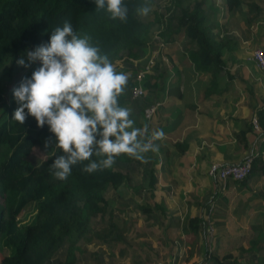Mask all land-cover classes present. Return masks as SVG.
<instances>
[{
    "label": "crops",
    "instance_id": "crops-1",
    "mask_svg": "<svg viewBox=\"0 0 264 264\" xmlns=\"http://www.w3.org/2000/svg\"><path fill=\"white\" fill-rule=\"evenodd\" d=\"M165 1L153 0L149 14L140 13L149 27L137 55L117 60L128 76L147 68L143 96L132 99L129 91L124 105L134 127L146 128V139L158 130L165 135L136 162L115 163L133 179L132 186L106 189L107 207L123 221L121 238L90 247L107 246L124 259L136 248L140 254L129 264H216L204 262L207 251L223 264H264V130L252 122L264 109V72L251 55L264 50V0L206 1L214 35L225 44L218 69L200 64L196 43L184 32L160 36L164 17L152 10ZM151 104L158 106L147 118ZM247 156L255 165L244 180L208 174L213 162Z\"/></svg>",
    "mask_w": 264,
    "mask_h": 264
},
{
    "label": "trees",
    "instance_id": "trees-1",
    "mask_svg": "<svg viewBox=\"0 0 264 264\" xmlns=\"http://www.w3.org/2000/svg\"><path fill=\"white\" fill-rule=\"evenodd\" d=\"M206 1L185 4L183 0H166L161 13L158 9L152 13L164 17L160 32L163 39H169L177 29L184 32L195 41L194 54L200 64L218 69L225 44L214 35V26L205 12ZM124 2L129 8L127 23L112 19L106 10L98 11L94 0H0V70L10 60V69L23 71L17 84L6 92L0 90V264H46L61 250V264L84 263L93 256V252L86 254L88 245H116L121 238L123 221L107 207L106 189L122 183L132 186L131 173L116 168L115 163H133L138 158L122 153L111 168L92 173L84 171L85 161L73 166L66 180L55 179L50 166L63 154L62 149L55 147V135L47 124L38 127L31 115L24 124L13 119L20 106L13 90L41 66L35 61L25 68L17 60L23 57L27 63L26 52L50 42L53 30L65 21L71 22L79 36H90L116 70L125 73L123 62L117 60L126 53L137 55V48L145 43L149 22L140 16L139 9L150 6L153 0ZM228 3L233 5L239 0ZM133 83L134 77L129 76L126 92L119 98L122 107L128 102ZM255 115L264 130V109H257ZM49 139L53 146L46 149L47 156L31 163L28 155L32 147L45 145ZM102 158L94 155L90 159ZM254 165L253 159L251 172ZM28 202L34 203L35 212L31 221L21 224L18 215ZM211 259L223 264L213 251H207L204 262Z\"/></svg>",
    "mask_w": 264,
    "mask_h": 264
},
{
    "label": "clouds",
    "instance_id": "clouds-1",
    "mask_svg": "<svg viewBox=\"0 0 264 264\" xmlns=\"http://www.w3.org/2000/svg\"><path fill=\"white\" fill-rule=\"evenodd\" d=\"M94 3L98 11L106 10L112 19L127 23L129 8L124 0ZM150 11L148 5L139 9L145 16ZM26 56L27 63L22 57L17 64L27 68L40 61L41 66L13 90L20 105L13 119L24 124L31 115L38 127L49 126L55 147L63 152L50 166L55 179L66 180L73 166L85 161L84 171L92 173L111 168L122 153L141 159V153L156 150L152 140L162 139L164 132L155 131L152 139H146L147 129L134 127L132 109L120 105L129 76L116 70L90 36H79L71 22L56 27L50 42L28 50ZM44 146L51 148L52 140ZM94 155L105 158L91 160Z\"/></svg>",
    "mask_w": 264,
    "mask_h": 264
},
{
    "label": "rangeland",
    "instance_id": "rangeland-1",
    "mask_svg": "<svg viewBox=\"0 0 264 264\" xmlns=\"http://www.w3.org/2000/svg\"><path fill=\"white\" fill-rule=\"evenodd\" d=\"M190 1V0H187ZM158 11L161 12L163 9V3L161 5L157 6ZM151 15V14H150ZM11 61L8 60L7 63L4 65V67L0 70V90L2 92L8 91L10 88H12L13 85L17 84L21 79V73L23 71H17L15 69H10ZM45 146H39L35 145L32 147L31 152L28 155V159L31 163H38L41 159L45 158L47 156V150L44 148ZM120 163H117V166L119 167ZM133 167V166H132ZM136 174V170H135ZM35 212V205L33 202H28L24 205L22 210L20 211L18 217L19 222L21 224H25L32 220L33 215ZM108 250V251H107ZM90 252H93V256H89L88 260H86L84 263L78 262V264H129L130 260H133L132 258L136 254H140L137 252L136 248L131 247L130 254L127 256V259H124L123 257H119L120 255L116 256V252L114 253L113 249L103 246L96 247H90L88 246V252L86 253L89 255ZM64 255V251H59L52 259L46 262V264H61V259ZM1 256V253H0ZM95 257V258H93ZM243 259H248V255L243 256Z\"/></svg>",
    "mask_w": 264,
    "mask_h": 264
},
{
    "label": "built area",
    "instance_id": "built-area-1",
    "mask_svg": "<svg viewBox=\"0 0 264 264\" xmlns=\"http://www.w3.org/2000/svg\"><path fill=\"white\" fill-rule=\"evenodd\" d=\"M252 58L256 62V64L263 70L264 72V50L262 48H255L252 51ZM147 68L139 69L134 74V83L130 89V96L132 99L139 98L144 94V87H143V80L145 78ZM158 104H151L146 107L145 116L147 118L151 117L152 114L155 112ZM252 122L255 128L261 129L257 116L254 114L252 117ZM253 165V156H247L240 162L234 163H225L220 164L213 162L208 167V174L213 179L217 180H227V179H234L237 181L244 180L249 173L251 172ZM210 213V212H209ZM210 234H212L214 228L213 226H209Z\"/></svg>",
    "mask_w": 264,
    "mask_h": 264
}]
</instances>
